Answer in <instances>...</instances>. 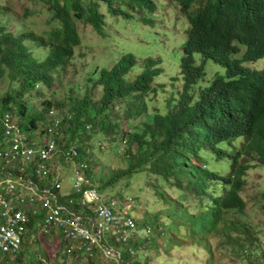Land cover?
Listing matches in <instances>:
<instances>
[{
    "label": "trees",
    "instance_id": "1",
    "mask_svg": "<svg viewBox=\"0 0 264 264\" xmlns=\"http://www.w3.org/2000/svg\"><path fill=\"white\" fill-rule=\"evenodd\" d=\"M33 1L36 7L41 6L46 10L45 24L50 32H33L29 27L30 20L22 19L18 21L21 25L17 23L14 34L0 36L2 105L10 101L17 103V108L12 111L22 118L20 124L24 125L28 134L37 128L39 120L42 127H48L42 120L54 106L60 112L55 120L62 138L57 142L62 148L76 138L87 142L90 151L86 154L79 143L78 160L86 159V174L98 189L116 186L118 182L122 187L115 188L114 194L117 196L124 198L131 195L126 194L125 190L131 184L148 193L144 198L137 193L133 195L139 201L133 207L143 209L145 201L147 207L157 208L154 212L147 208L145 212L148 215L150 211L154 216L148 220L155 223V231L160 227L159 233L153 235L155 238L149 237V247L155 244L153 249H147L150 256L158 257L164 244L169 252L173 246H180L185 240L191 244L202 243L212 255L213 248L204 239L210 238L209 233L213 232V236L220 239L216 246L226 245L237 257V264H263L264 222L249 219L246 207L250 202L249 209H257L261 216L264 215V183L259 185L251 198L254 204L251 200L245 202L240 191L246 183L245 175L249 169L253 165L257 168L264 166V65L262 68L256 66L264 59V0L259 3L260 10L254 15H249L244 9L245 0H181L186 5L203 4L198 5L196 12L190 16L194 22L200 18L202 21L188 34L182 47L184 86L197 70L193 64L195 53L203 55L204 61L211 59L225 69L224 75L216 78L212 99L220 86L230 84V103L216 105L211 101L210 112L206 115L199 114L213 82L200 88L195 95L191 89L196 79H192L187 88L185 110L177 107L165 114L155 107L141 113L137 108L132 111L127 104L120 113L124 98L130 94L128 80L124 74L109 69L99 70L98 79L92 74L87 77V89L82 97L75 94L77 88L71 85L67 97L63 96L59 101L51 98L50 91L63 84L60 79L55 82V77H59L60 71L63 73L72 63L76 46L81 42L78 22L90 12L87 21L99 31L105 15L99 11L100 0H83L87 5H83L82 0ZM220 6L225 7L227 12ZM33 12L38 13L39 10ZM242 48L241 56L232 58ZM36 50H40L44 56L40 58ZM247 61L253 66H245ZM156 73L157 70L153 68L139 74L134 83L147 91ZM5 80L8 81L6 85ZM11 84H16L17 88L11 89ZM44 87V100L37 106L41 108L33 114L32 109L25 105L24 95L38 97ZM96 89L101 90L98 98L93 94ZM28 111L33 116L27 117V122L24 118ZM147 112L154 113L150 123L139 118ZM119 115L130 119L132 125L126 127V121L122 123ZM119 124L121 131L116 130ZM100 137L110 143L124 141L123 151L118 158L120 166L117 168L108 167L107 170V166H104L97 170L99 165L94 163L91 149L95 147L103 151L95 144ZM239 138L240 143L234 146V141ZM207 150L212 152L210 155L214 159L221 161V167L210 168L205 163L208 159H201ZM123 160L127 162L125 167L121 166ZM40 183L47 185V180L42 179ZM217 189H220L218 194ZM168 190H172L175 197L169 196ZM70 195L76 201V196ZM193 197L199 199L196 213H190L188 203ZM76 210H79L78 206ZM231 211L237 215L227 221L226 214ZM166 225L168 229H164ZM182 230L188 238L181 239L179 231ZM52 236L55 237V234ZM137 244L135 242L134 246ZM29 247V243L24 244L13 260L7 255L0 264H44L41 260L30 258L27 263H22ZM63 255L76 261L83 258L75 251ZM46 258L50 261L48 255ZM92 259L86 261L91 262ZM135 261L142 263L138 259ZM207 261L213 264L210 258Z\"/></svg>",
    "mask_w": 264,
    "mask_h": 264
},
{
    "label": "rangeland",
    "instance_id": "2",
    "mask_svg": "<svg viewBox=\"0 0 264 264\" xmlns=\"http://www.w3.org/2000/svg\"><path fill=\"white\" fill-rule=\"evenodd\" d=\"M151 2L155 4L153 11L148 9V6L144 0L101 1L99 11L105 15L103 23L104 36L97 34L95 31L94 34H92L91 27L84 20H80L78 22L80 26L79 31L84 36H86L84 38L82 35H80L81 42L87 46L97 47V45H101L104 47V49L100 52H98L94 47L91 49V52L85 46H80L75 49L72 63L69 64L68 68L63 73L60 71V76L55 77L54 79L55 82H58L59 79L63 80V84L60 88L57 87L51 90L53 93L50 91V97L58 99V101L63 96L67 97L68 88L71 85L77 88L75 94H78L79 97H82L83 93L87 89V86L85 85V83H87V77L90 74H92L91 76L95 75L94 72L96 69V64H99L98 70H100L101 68L108 67L110 64H112L120 53L128 52L133 54L137 59L154 57L155 65L160 63L159 67L161 68V73L154 78L152 82L153 89L151 90L150 94L134 93L133 95L129 94V96L125 97L124 104L120 106V113H122L123 109L127 107V104L132 111H136L137 108V110H139L141 113L149 108H153L155 105L159 106V110L162 113H165L166 110H170L172 105H169L168 102L171 99L172 94L176 93V91L182 87V78L179 75L178 65L180 56L182 54V43L186 37L185 31L188 28L189 23L187 18L179 12L176 4H168L166 0H151ZM82 3L83 5H87V3L83 0ZM7 4L10 5V12L12 10L13 11L12 15L10 13L9 15L7 13L0 15V23H5L3 28L5 32L11 31L14 34L17 31L16 22L18 19L30 20L29 27H31L33 32L45 34L50 32L49 27L45 24V19L47 18L46 10H44L41 6L36 7L33 0H7ZM109 6L118 9V11L113 12ZM35 9H38L39 12L34 13L33 11H35ZM14 10L17 11V15ZM12 21H14V23L12 26H10L9 23ZM18 24L21 25L20 22H18ZM243 50L244 48H242L238 54L232 56V58L240 56ZM35 53L40 58L44 56L40 50H36ZM91 53L95 54V59H93ZM195 57H200V55L195 54ZM244 65L247 67L253 66L251 62L248 61L245 62ZM263 65L264 59L256 63V66L260 68H262ZM203 66L205 76L203 80L198 82L203 84L202 86H206L212 80V78H214V76L224 75V67L213 62L211 59H206L203 62ZM139 70L140 68L138 65L133 67L129 73V78H133L132 72L138 73ZM160 83L166 84L165 86H162ZM6 84H8L7 80L4 82V85ZM10 88L14 89L17 88V86L16 84H11ZM45 92L46 88L44 87L43 93L39 94L38 97H31L30 94L24 95V100L26 101L25 105L29 107V110L32 109L33 114L41 108V106H37L44 100ZM93 94L95 95V98H98L101 95V90L96 89ZM27 101H29V103H27ZM175 101L177 102V99ZM115 106L116 104L113 107L114 110ZM9 107L17 108V103L10 101ZM52 109L54 110V116L58 117V114L60 113L58 109H55L54 106ZM29 113L30 111L27 112V115L24 118V120L27 122V117L29 118L33 116ZM153 114L154 113L152 112H147L144 116L141 114L139 118H143L144 122L150 123L153 120ZM119 117L122 118V123H124V120L126 121V127L132 125L130 119H126L125 116L122 117L120 115ZM16 118L18 120L17 116ZM20 120L21 118L19 117V121ZM42 121L44 123L46 122V120ZM38 122L37 129L40 133L42 124L40 120ZM21 126L23 129L25 128L24 125ZM85 128L88 129L87 125ZM116 130L121 131V124L118 125ZM43 134L45 136V133ZM100 138L101 139H98L100 142L107 144L105 145L103 151H100L95 147L94 149H91V151L94 152L92 153L94 163L99 165L97 170L100 171L104 166H107V170L108 167L117 168L120 166L118 158L123 151L122 145L124 141L120 143V140L118 144L113 141L115 143L114 144L108 142L106 138ZM76 139L82 146H87V142L83 143L79 138ZM240 140V138L237 139L236 143H239ZM0 142L5 141L1 140ZM95 144H97V140ZM204 157L205 155H203L201 159H204ZM55 160L56 158H54V161ZM208 160V167L213 168L214 158H211V156L208 155ZM62 161L63 160H61L60 163L61 174L59 176L60 188L58 192L60 197L71 194L73 177L71 160L66 161L64 165L62 164ZM219 164L220 163L217 162L216 166L221 167ZM126 165L127 162L123 160L121 166L125 167ZM245 179L246 183L243 186V190L240 191V196L245 202H248L251 200L254 192L259 189V185L264 183V166H262V168H257L255 165H253L245 175ZM143 182L144 180L141 182L142 185ZM117 186L122 187V184L117 182L116 186H107L105 189L99 190L103 194L109 196L114 194V190ZM125 190L127 192L126 194H131L129 197L134 200L132 201L133 205L139 203V201H136V197H134L136 193L142 198L148 195L145 190H139L136 184L129 185ZM216 193H220V189H217ZM167 194L171 197H175V193L173 194L172 190H168ZM251 201L252 204H254L253 200ZM188 203L191 209L190 213H196L197 206H199V199L193 197L188 200ZM250 204L251 203L249 202L246 207L247 217L252 219V221L263 223L264 215L261 216L259 210L257 209H249ZM133 205H129V213L131 217L137 220L138 224L141 226L140 228H144L146 225H149L151 231L149 233H140L138 235L139 239L137 241L134 240L132 236H129V234L127 241H115L114 245L125 261L138 259L139 261H142L141 264H210L207 261L208 258H210L213 264H237V257L233 254L234 252L226 248V245L216 246L220 239L216 236H213V232L209 233L211 236L210 238L204 239L209 243V246L213 248L212 255L206 249H204L202 243L197 244L192 242L191 244L189 241L185 240V242H183L180 246H173L169 252L168 250H165L164 244L162 253H160L158 257L155 258V255L152 256V254L150 256L148 253L149 250L147 249H153L155 244L149 247V237L155 238L153 235H157L159 233L160 227L155 231V223L148 220V218L151 219L154 218V216L150 213V211L147 212L148 215H145V212L147 211V208L153 212L156 211L157 208L154 207L152 209V206L147 207L145 201L142 206L143 209L135 208ZM235 213L236 212L233 211L227 213V221L233 220L237 215ZM182 228L185 230L184 227ZM164 229H168V226L166 225ZM36 233L37 231L33 233L32 242H30V247L26 252L27 255H24L22 263H27L29 258L30 260H41L44 264H109L110 262V259L100 252L96 253L91 262L90 260L86 261L87 259L85 258H82L81 261L68 259L63 255L65 253V241L57 231L55 233V237L48 235L40 236L38 239ZM179 233L181 239L188 238L185 231L182 230L181 232L179 231ZM143 240H145L146 243ZM135 242H138L136 246H134ZM129 249L134 250L133 255L130 254ZM262 249L264 250V242L262 244ZM46 255H48L50 261L47 260Z\"/></svg>",
    "mask_w": 264,
    "mask_h": 264
},
{
    "label": "built area",
    "instance_id": "3",
    "mask_svg": "<svg viewBox=\"0 0 264 264\" xmlns=\"http://www.w3.org/2000/svg\"><path fill=\"white\" fill-rule=\"evenodd\" d=\"M13 108L9 103L2 105L0 96V141H5L0 142V263L7 255L13 260L24 244L32 242L35 231L37 239L57 231L68 255L75 251L90 259L100 252L110 259L109 264H138L135 259L125 261L114 245L127 241L128 234L137 241L140 233L151 231L149 225L139 228L131 217L129 205L134 200L108 196L97 188L86 174V159L78 160L80 142L76 139L64 148L57 142L62 136L54 110L46 114L47 128L28 134ZM105 145L97 141L101 149ZM82 150L90 151L87 146ZM61 160L72 162L71 194L76 201L71 195H58ZM42 179L47 185L40 183ZM129 252L134 254L133 249Z\"/></svg>",
    "mask_w": 264,
    "mask_h": 264
},
{
    "label": "clouds",
    "instance_id": "4",
    "mask_svg": "<svg viewBox=\"0 0 264 264\" xmlns=\"http://www.w3.org/2000/svg\"><path fill=\"white\" fill-rule=\"evenodd\" d=\"M100 1H103V0H100ZM144 1L146 2V5L148 6V9L150 11H153L154 8H155V4L153 2H151V0H144ZM166 1H167L168 4H176L177 7H178L179 12L181 14H183L187 18L189 26H188V28L185 31V34H186V37H185V40H184V42H185L187 37H188V34L192 31V29L194 27L197 28L200 25L201 21H202V18H200L198 22H194L190 18V16L192 14H194L196 12L197 8L199 6H201V5H203V4H201V5L198 4L199 5L198 6L197 4L186 5L181 0H166ZM260 2H261V0H245L244 9L247 11V13L249 15H254V14L258 13L259 10H260V7H259V3ZM220 7L225 12H227L225 7H223V6H220ZM109 8L113 12H117L118 11V9L113 8L112 6H109ZM12 11L10 12V5L7 4V0H0V15H4L5 13H7L8 15L10 13L12 15ZM14 12L16 13V15L18 14L16 10H14ZM89 14H90V12L87 13L84 21L91 27L92 34H94V31H95L97 34H99L101 36H104L103 25H101V28L98 31V30L94 29L92 27V25L87 21V16ZM20 20H22V19H18V21H20ZM18 21L16 22V26H17ZM13 23H14V21L10 22L9 23L10 26H12ZM4 26H5V23H0V36L4 35L6 33H12L11 31L5 32L4 29H3ZM78 34H79L80 40H81V36L80 35H82L84 38L86 37L79 31V29H78ZM183 43H182V47H183ZM80 46H85L90 52H91V49L94 47V46H87L84 43L80 42V44L76 46V49L78 47H80ZM182 47H181V50H182ZM94 48H96L98 52H100L101 50L104 49V47L101 46V45H97V47H94ZM238 53H236V54H238ZM91 54H92L93 59H95V57H96L95 54L94 53H91ZM195 54H199V53H195ZM195 54H194V63L193 64L195 66H197V70L192 74L191 80L192 79H196V83L193 85V87L191 89V92L196 95V93L198 92V90L200 88L206 87V86L210 85L213 82V86L211 87V89L206 94L203 109H202L201 113L199 114V115H206V114H208L210 112L211 101H214L216 105H221V104H224V103H230V96H229L230 84H225V85L220 86L217 89V91L215 92L214 99H212L211 92H212V90H213V88H214V86L216 84V78L219 77V76H223V75L214 76V78H212V80L206 86H202L203 84L198 83V82L203 80V78L205 76V71H204V66H203V62H204L205 57L203 55H201V54H199L200 57H195ZM236 54H234L233 56H235ZM182 55H183V52H182V54L180 56L179 65H178L179 75L182 78V87L180 89H178L176 91V93L172 94L171 99L168 102L169 105H172V108L170 110H166L165 114H168L170 111L176 109L177 107H181L182 109L185 110V105H186V101H187V88H188L189 83H190L191 80L189 81V83L186 86H184V77H183V74H182V71H181V66L184 65L183 61L181 60ZM159 64L160 63L155 65V58L154 57H146V58H143V59H137L133 54L128 53V52H123V53H120L118 55V57L116 58V60L112 64H110L108 67H103L100 70L103 71V69H109V70L115 71L116 73L124 74L125 78L128 80V91L130 92L131 95H133L134 93L150 94L151 90L153 89L152 82H153L154 78L161 73V68L159 67ZM137 65L139 66L140 70H139L138 73L132 72L133 78L130 79L129 78V73L131 72V69L133 67L137 66ZM98 67H99V64H96V69H95V72H94L95 75H93V77H95L96 79H98V77H99L98 76V71H99ZM153 68H155V70H157V73L153 74V76L151 78V81H150L149 89L147 91H143L142 87H138L137 84L134 83V81H135L136 77L139 74H144V73L148 72L149 70H151ZM155 84H156V82H155ZM165 84L166 83H160V85H162V86H165ZM176 99H177V102L175 101ZM155 107L159 110V106L158 105H155L153 108H155ZM234 142H235L234 146H238V144L240 143V142L236 143V140ZM207 152H209V153H207ZM207 152L203 153V151H200V153H203L201 155V158H202L203 155H205L204 159H206V158L208 159V155H210L212 152L210 150H207ZM210 156H211V158H214L212 155H210ZM208 161L209 160L206 161V164H207ZM213 162H214V165H213L214 167H218V166H216L217 162L221 164V161H219L217 159H214ZM222 170L226 171L225 169H222Z\"/></svg>",
    "mask_w": 264,
    "mask_h": 264
},
{
    "label": "crops",
    "instance_id": "5",
    "mask_svg": "<svg viewBox=\"0 0 264 264\" xmlns=\"http://www.w3.org/2000/svg\"><path fill=\"white\" fill-rule=\"evenodd\" d=\"M15 114H16V113H15ZM16 116H17V115H16ZM17 117H18V116H17ZM21 119H22V118H21ZM18 122H20V121H19V118H18ZM19 124H20V123H19ZM20 125H21V124H20Z\"/></svg>",
    "mask_w": 264,
    "mask_h": 264
}]
</instances>
